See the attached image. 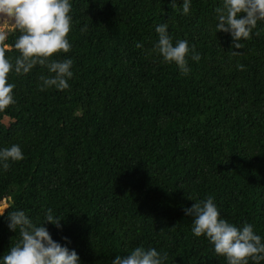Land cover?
Segmentation results:
<instances>
[{
    "label": "trees",
    "instance_id": "trees-1",
    "mask_svg": "<svg viewBox=\"0 0 264 264\" xmlns=\"http://www.w3.org/2000/svg\"><path fill=\"white\" fill-rule=\"evenodd\" d=\"M219 4L191 0L182 15L171 0H71V49L50 58L72 59L69 88L40 91L50 75L40 65L8 77L15 103L0 112V148L18 144L24 158L0 171V203L11 201L0 257L18 238L8 214L20 210L35 223L51 208L62 228L45 226L81 264L138 246L167 252L166 264H227L185 213L208 196L264 237V22L235 49L215 32ZM161 23L200 54L187 75L152 51ZM19 35L0 42L13 63Z\"/></svg>",
    "mask_w": 264,
    "mask_h": 264
},
{
    "label": "clouds",
    "instance_id": "clouds-1",
    "mask_svg": "<svg viewBox=\"0 0 264 264\" xmlns=\"http://www.w3.org/2000/svg\"><path fill=\"white\" fill-rule=\"evenodd\" d=\"M173 10L188 15L191 0H182L177 9L176 0H171ZM71 0H0V18L10 19L20 35L14 48L20 53L12 62L6 57L5 48L0 47V112L15 103L13 90L15 85L8 80L10 72L16 75L29 74L36 65L47 67L50 75L41 76L39 90L55 88L64 91L69 88L68 80L73 78V61L51 59L54 54L68 53L71 44L68 35L71 31ZM215 32L230 34L233 48H241V40H247L253 34L258 22H264V0H220L215 8ZM158 39L152 51L162 63L175 64L182 75L190 72L188 58L199 62L200 54L195 47H190L187 40L172 42L169 25H154ZM86 30L82 29V31ZM6 39V33L0 29V42ZM137 48L142 45L137 43ZM238 56V51H232ZM237 70L243 71L244 65L237 64ZM21 147L13 144L0 148V171H7L11 163L23 160ZM191 200V199H190ZM187 216L193 217L191 232L195 237H205L218 257H224L227 264H261L264 262V237L256 234L253 226L244 223L237 227L223 218L212 196L195 201L191 208H185ZM4 213L0 212V216ZM8 227L18 233L16 243L12 244L7 254L0 257V264H81L75 250H70V243L64 237L65 244L54 241L47 224L62 228L58 216L48 208L42 220L33 222L24 211L8 214ZM168 253L156 248L145 249L138 246L127 255H117L112 264H166Z\"/></svg>",
    "mask_w": 264,
    "mask_h": 264
},
{
    "label": "rangeland",
    "instance_id": "rangeland-1",
    "mask_svg": "<svg viewBox=\"0 0 264 264\" xmlns=\"http://www.w3.org/2000/svg\"><path fill=\"white\" fill-rule=\"evenodd\" d=\"M13 22L10 19L6 18H0V29H2L5 33L6 36L10 31L14 29ZM11 201L10 199H5L0 203V212H4L10 205Z\"/></svg>",
    "mask_w": 264,
    "mask_h": 264
}]
</instances>
